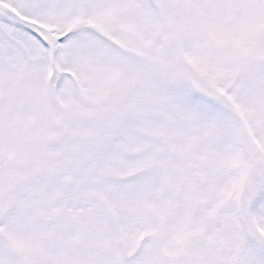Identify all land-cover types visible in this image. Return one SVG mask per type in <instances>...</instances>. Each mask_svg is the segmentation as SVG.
I'll list each match as a JSON object with an SVG mask.
<instances>
[{
  "label": "snow or ice",
  "instance_id": "1",
  "mask_svg": "<svg viewBox=\"0 0 264 264\" xmlns=\"http://www.w3.org/2000/svg\"><path fill=\"white\" fill-rule=\"evenodd\" d=\"M0 264H264V0H0Z\"/></svg>",
  "mask_w": 264,
  "mask_h": 264
}]
</instances>
